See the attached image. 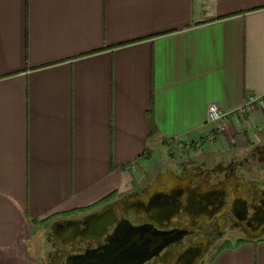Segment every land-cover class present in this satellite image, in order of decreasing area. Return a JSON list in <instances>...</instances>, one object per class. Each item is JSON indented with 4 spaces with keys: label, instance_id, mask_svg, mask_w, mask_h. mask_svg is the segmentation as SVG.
Masks as SVG:
<instances>
[{
    "label": "crops",
    "instance_id": "obj_1",
    "mask_svg": "<svg viewBox=\"0 0 264 264\" xmlns=\"http://www.w3.org/2000/svg\"><path fill=\"white\" fill-rule=\"evenodd\" d=\"M263 93L264 0H0V264H43L52 221L129 191L179 144L248 149L264 108L234 112ZM207 264H264V237Z\"/></svg>",
    "mask_w": 264,
    "mask_h": 264
},
{
    "label": "flooded vegetation",
    "instance_id": "obj_2",
    "mask_svg": "<svg viewBox=\"0 0 264 264\" xmlns=\"http://www.w3.org/2000/svg\"><path fill=\"white\" fill-rule=\"evenodd\" d=\"M182 153L164 168L152 167L129 191L52 221L45 232L43 264H81L80 257L97 242L105 243L116 224L126 223L144 227L150 236L146 250L130 256L127 264H207L225 244L248 240L247 231L264 226V134L246 150ZM112 205L116 211L101 216L95 231L87 219L84 225L51 228Z\"/></svg>",
    "mask_w": 264,
    "mask_h": 264
},
{
    "label": "water",
    "instance_id": "obj_3",
    "mask_svg": "<svg viewBox=\"0 0 264 264\" xmlns=\"http://www.w3.org/2000/svg\"><path fill=\"white\" fill-rule=\"evenodd\" d=\"M165 176V174L163 175ZM111 210L116 211V206L112 205L106 207L99 212L93 213L84 217L81 220L56 222L51 225L53 227H63L69 222H76L79 225H84V221L87 219L93 223L92 227L94 231L98 229V225L94 224L101 216L108 214ZM114 223L110 225L113 227ZM258 228L255 231H247L245 237L248 240L260 239L264 236V226L258 224ZM105 243H96L97 247L93 250L87 251L79 259L81 264H127L130 261V256L143 253L146 250L147 245L150 243V236L148 231L144 227L132 228L127 223L125 225L116 224L111 235L105 238Z\"/></svg>",
    "mask_w": 264,
    "mask_h": 264
},
{
    "label": "built area",
    "instance_id": "obj_4",
    "mask_svg": "<svg viewBox=\"0 0 264 264\" xmlns=\"http://www.w3.org/2000/svg\"><path fill=\"white\" fill-rule=\"evenodd\" d=\"M201 4H211L215 2L216 0H197ZM258 108H264V93L260 95H247L244 102L239 106V108L234 112V115L244 116L246 114L254 112ZM223 117V114H221L216 106L211 105L208 107L207 111V119L209 123H215L220 118ZM218 131H223L222 128H218ZM209 140H212L214 138L213 131L208 134ZM200 144V143H199ZM177 148L183 152V150L188 151L191 150L192 147L189 145L182 146L178 145ZM133 167V163L126 165V170H130Z\"/></svg>",
    "mask_w": 264,
    "mask_h": 264
},
{
    "label": "rangeland",
    "instance_id": "obj_5",
    "mask_svg": "<svg viewBox=\"0 0 264 264\" xmlns=\"http://www.w3.org/2000/svg\"><path fill=\"white\" fill-rule=\"evenodd\" d=\"M176 153H174V156H175V158H173V157H171V156H168V155H165V157H163V159L159 162V164H161V168H164L167 164H170V163H173V161L175 160V159H179L180 157L176 154ZM158 163V162H157ZM151 170H149V172L148 173H150L151 174V172H152V168H150ZM230 244H232V243H230ZM229 243H227V244H225V245H230Z\"/></svg>",
    "mask_w": 264,
    "mask_h": 264
},
{
    "label": "trees",
    "instance_id": "obj_6",
    "mask_svg": "<svg viewBox=\"0 0 264 264\" xmlns=\"http://www.w3.org/2000/svg\"><path fill=\"white\" fill-rule=\"evenodd\" d=\"M240 242H242V241H240ZM240 242H238V243H240ZM238 243H237V244H238Z\"/></svg>",
    "mask_w": 264,
    "mask_h": 264
}]
</instances>
